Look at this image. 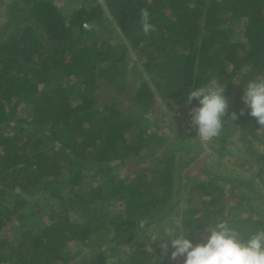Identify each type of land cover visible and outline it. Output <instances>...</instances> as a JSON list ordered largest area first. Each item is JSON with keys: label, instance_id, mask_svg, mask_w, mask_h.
<instances>
[{"label": "trees", "instance_id": "1", "mask_svg": "<svg viewBox=\"0 0 264 264\" xmlns=\"http://www.w3.org/2000/svg\"><path fill=\"white\" fill-rule=\"evenodd\" d=\"M143 10L153 25L147 35ZM115 27L135 52L130 71ZM139 64L148 79L133 77ZM257 75H264V0H80L71 10L56 0H0V264L77 255L71 264H165L148 228L174 212L194 240L222 219L242 236L264 227L255 182L264 184V126L242 99ZM213 79L226 86L229 112L213 140L193 133L196 147L214 151L218 163L251 154L255 172L218 176L190 137L159 119L151 82L171 110L185 112L196 106L187 93ZM145 117L166 131L156 149ZM192 163L186 195L173 200ZM72 243L81 248L66 256ZM108 245L115 253L128 246L129 258L114 260Z\"/></svg>", "mask_w": 264, "mask_h": 264}, {"label": "clouds", "instance_id": "2", "mask_svg": "<svg viewBox=\"0 0 264 264\" xmlns=\"http://www.w3.org/2000/svg\"><path fill=\"white\" fill-rule=\"evenodd\" d=\"M141 27L145 35L153 29L147 10L141 13ZM247 72V68L242 70L243 74ZM242 99L249 110L247 115L264 126V75L246 80ZM193 101L196 106L189 112L196 136L209 142L221 134L223 117L229 112L226 86L213 79L187 93L188 104L192 105ZM239 115H245V110L241 109ZM231 117L236 120L237 113L233 112ZM193 232L179 226L173 231L165 230L160 247L165 253L171 252L173 261L183 257V264H264V227L242 236L229 220L222 219L207 231H196V240L190 238Z\"/></svg>", "mask_w": 264, "mask_h": 264}, {"label": "rangeland", "instance_id": "3", "mask_svg": "<svg viewBox=\"0 0 264 264\" xmlns=\"http://www.w3.org/2000/svg\"><path fill=\"white\" fill-rule=\"evenodd\" d=\"M56 1L60 6L64 7L66 10H71L73 7H75L79 3L80 0H56ZM98 1L102 2V0H98ZM89 27H90V24H89ZM115 30H116L115 31V42L118 41V43L122 44L121 45L122 48L125 47L127 49V57H128V60L130 62H128L126 68L128 71H130L131 66H132V62L136 59L135 52L131 48L130 41L124 36V34L116 27H115ZM127 77L129 78V74H127ZM133 77L136 78L137 80L141 81L142 79H148L149 75L146 72V70L139 64L136 67L135 76H133ZM150 85H151V88H152L154 95H155V99H156L155 105L157 108L156 112L159 114V119H161V117L164 116V120L168 121L167 123H168L169 127L172 128V130H170L172 134H174L176 132L178 133V131H179V133L183 137H185V138L190 137L191 143L195 147L194 150L197 151V153H199V157L203 158L204 160L208 159V163H210L213 166V169L215 171H217V174H219L218 176H223L224 175V173H222L223 171L230 172L233 170H237L238 173L242 172L244 174H248V173L255 172L258 169V167H256L255 164L251 163V162H253V156L251 154H247V153L244 154L242 156V160H240L239 163H233V161L229 160V158L226 155L221 156V163H218L217 159H216L217 154L214 151L209 150V149L204 150L201 147L197 148L196 147L197 137L194 136L192 131H190L188 129V125H187V114H188L189 109H187V111H185V112H182L180 106L176 105L175 109H177V110H171L168 107L167 102L163 101L160 98V96H159L156 88L152 84V82L150 83ZM111 98H113V97L111 96ZM144 124H145L147 137L150 140V147H152L153 149H156L158 147L156 145V143L161 139L162 136H164L166 131H165V129L160 128V126H155L156 125L155 119H152L149 117H145V123ZM135 132H139V130L136 129ZM168 139L173 141V137H171V136H170V138L168 137ZM233 150H234V152L238 151L240 153L243 151V150H240L237 148H235ZM258 150L262 151V148L260 149V147H259ZM241 162H244L243 165ZM217 166H219V167L217 168ZM182 170L183 171H182L181 180H178V183H180L181 185L178 184V186H176L173 200H175L178 197H183L184 195H186L187 189L189 188V186H187L186 184H187V182L188 183L190 182L191 174H194L196 172L194 170V164L193 163L189 166L183 167ZM128 171L129 170H127V168H123L120 171V174H122L123 176H126V175H128L127 174ZM187 174L189 176H187ZM177 175H178V173L176 174V176ZM130 178H133V177H130ZM203 178H206V177L203 176ZM177 179H178V177H177ZM255 182L259 186L262 185V189H263L262 193L264 194V184L261 183V180L259 178H256ZM233 191H234V189L231 188V192H229V194H233ZM235 191L240 193L242 191V189L239 190V188L237 187ZM190 195L193 196V200L197 203V205H199L198 198L195 197L193 191L190 193ZM183 207H185L184 201L179 205V208H178L180 211L179 213H181V210ZM118 208L119 209L121 208V207H119V204L111 207V209L114 212L117 211ZM181 215L182 214H177L176 212H174L172 215L169 216L168 219L160 220L148 228V231H150L152 233L151 237L153 238L155 243L160 244L162 242V238H164V236H165V230L173 231V230H176L178 226L182 227ZM158 237H160V238H158ZM141 238H142V240L147 242V239H145V235H142ZM111 246L108 245L107 249H108L110 254L114 253V255H115L114 260H117L119 258L127 260L129 258L130 255L125 253L126 251L127 252L129 251V253L131 252L130 248L128 246L122 247V251L116 252V253L111 250ZM80 248H81V246H77L76 243H72V245H70L68 248V250L70 252L66 253L67 254L66 256H68V255L71 256V254L73 257L76 256L75 253L78 252V249H80ZM155 251H154V253H155ZM166 256H165V262H166L165 264H183V262H181V260L179 258H178L177 262L173 261L171 259V253H170V255L169 254L167 255V253H166ZM80 258H81V256L77 255V257L73 260L69 259L65 262L59 261L57 264H71L72 262L75 263L76 261L80 260ZM171 260L174 263H170Z\"/></svg>", "mask_w": 264, "mask_h": 264}, {"label": "built area", "instance_id": "4", "mask_svg": "<svg viewBox=\"0 0 264 264\" xmlns=\"http://www.w3.org/2000/svg\"><path fill=\"white\" fill-rule=\"evenodd\" d=\"M84 26L86 27V28H88L89 27V24H84ZM187 125H188V129L190 130V131H192V133H195L196 134V126L193 124V122H192V117H191V115H189V117L187 118ZM198 137V136H197ZM199 138V137H198ZM200 140V139H199ZM201 141V140H200ZM202 143H206V142H203V141H201Z\"/></svg>", "mask_w": 264, "mask_h": 264}]
</instances>
